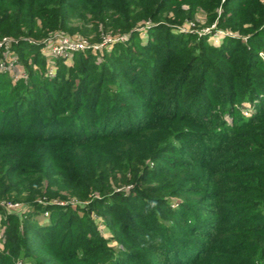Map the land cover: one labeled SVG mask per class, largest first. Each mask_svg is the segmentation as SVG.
<instances>
[{
  "label": "trees",
  "instance_id": "trees-1",
  "mask_svg": "<svg viewBox=\"0 0 264 264\" xmlns=\"http://www.w3.org/2000/svg\"><path fill=\"white\" fill-rule=\"evenodd\" d=\"M221 1L0 0V264H264V0Z\"/></svg>",
  "mask_w": 264,
  "mask_h": 264
},
{
  "label": "rangeland",
  "instance_id": "rangeland-1",
  "mask_svg": "<svg viewBox=\"0 0 264 264\" xmlns=\"http://www.w3.org/2000/svg\"><path fill=\"white\" fill-rule=\"evenodd\" d=\"M220 10H221V6H218L217 7V13H220ZM201 14L202 15L198 14V19L200 20V25L198 26V29H196V30L198 32H204V30H205L206 33L208 34V37L211 40H213V37H211L213 35L212 34L213 32H211V29L213 27H217V25H216L217 17L215 18V21L210 22V23H206L207 17L204 15L205 12H201ZM191 23L192 22L189 21V22H185L183 24L180 23V24H178L176 26H178L179 31L187 33L188 31L191 30V27H192ZM207 28L209 29V31H207ZM192 33H195V32H192ZM89 37H92V36H89ZM89 37H85V36H81V35H73V37H71V38L85 39V40H87L90 43L91 42L92 43L96 42V41H93ZM102 37H103L102 40L94 43V44L100 43L101 46L99 48L87 47V48H84L83 50H91L93 53H101L102 50H104L103 48L105 47L107 49L106 51H109L111 49V45H113V43H111L110 45H106L105 43H109L111 41V40L106 39V38H117V36L109 33L108 35H102ZM105 39H106V41L103 42ZM113 41H115V40H113ZM79 51H81V50H79ZM72 53L73 52L66 53V54H63L62 56H66V57L70 58V55ZM72 56H73V54H72ZM15 58H16L15 52H10L9 53L8 50H4L2 56L0 55V73L1 72L4 73L5 71H7L8 70L7 69L8 66L12 65V62H13V60ZM33 67L36 68V65L34 64ZM13 70L14 71H11L9 73L13 74L14 76H19L18 71L15 70V67H14ZM45 72H47L49 75H52L54 73V68L51 69L49 67L47 70H45ZM19 73L21 74L22 72H19ZM1 79L2 80H1L0 84H3L4 87H5L6 81L3 78H1ZM173 156H177V154L173 153ZM54 164H55V162H54ZM32 174H34V173H32ZM23 186L24 185H22L20 187H23ZM27 193H28V191H20V194H18V195H20V198L24 199L27 196ZM28 195H30V194H28ZM32 196H34V194ZM23 199H21L20 201L12 200V199H7V201H3V200L0 201V206H1V210H0V248H2V246H3V233H4V229H5L4 228V220L6 219V217H8V215L15 216V214L17 215V213L18 214L20 213V210L23 209V204H22V201H24ZM178 201H179V199H174V201L172 203L173 208L177 207ZM10 204H16V205H15V207H12V206H9ZM205 206L206 207H210V203H205ZM24 209H25V206H24ZM201 215L203 216V213ZM33 216H35L37 219L41 220V222H45L49 218L50 213H49V211L47 212L46 210L45 211L43 210V211H39L38 213H33ZM161 222H163V225L168 226L171 223V219H169V217H167V218L163 217V218H161ZM94 223L96 225V229L98 230V232L100 234H102V232L106 229V223L103 222V221H100L99 218H95ZM169 230H172V236L176 235L177 237H182V238H185V239L191 238V237H188V235L185 232L180 231L177 228L173 229L171 227ZM112 233H113V231H110L108 234H103V236L106 237L110 241L109 243L111 244V246L117 248L116 246H120V245H118L116 243L117 241H116L115 235L114 236H110V234L112 235ZM161 239L165 240V241L167 240V238L165 236L161 237ZM138 252H139V254H142L143 250L139 249ZM145 255H147V253L143 254V256H145ZM149 261H150V259H148V257H147L145 259V261H143V264H145V263H147ZM152 262L154 263L156 261H152ZM17 264H20V262H17Z\"/></svg>",
  "mask_w": 264,
  "mask_h": 264
},
{
  "label": "built area",
  "instance_id": "built-area-1",
  "mask_svg": "<svg viewBox=\"0 0 264 264\" xmlns=\"http://www.w3.org/2000/svg\"><path fill=\"white\" fill-rule=\"evenodd\" d=\"M207 31H209L208 28H207ZM199 33H206V31L204 30V32H199ZM212 34L213 35L211 37H213V40H212L213 42H218V39H220L224 35H233V33L230 31H226V30L223 31L220 29H216ZM55 37L52 40L47 41V43L44 46V50L47 51V53L51 55H63V54L70 53L73 51L83 50L84 48H87V47L99 48L101 46L100 43L94 44L92 42L91 43L88 42L85 39L71 38L65 35H58V36L56 35ZM123 37L124 36L117 37V38H106L111 41L105 44L110 45L113 42V40H117V39L121 40ZM106 39L103 42H105ZM2 42H5V38L3 39V41L0 42V44ZM259 55L264 61V49H262L259 52ZM15 205L16 204H10L9 206L15 207Z\"/></svg>",
  "mask_w": 264,
  "mask_h": 264
}]
</instances>
